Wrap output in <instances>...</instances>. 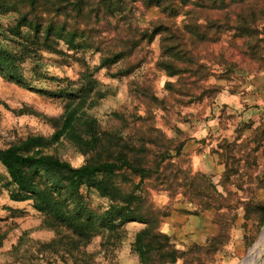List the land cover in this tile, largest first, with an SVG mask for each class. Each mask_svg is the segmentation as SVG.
I'll return each instance as SVG.
<instances>
[{
	"label": "rangeland",
	"instance_id": "obj_1",
	"mask_svg": "<svg viewBox=\"0 0 264 264\" xmlns=\"http://www.w3.org/2000/svg\"><path fill=\"white\" fill-rule=\"evenodd\" d=\"M26 2L0 0V41L13 55L0 66V147L41 135L45 153L75 166L124 155L154 171L89 177L69 199V215L51 221L31 200H10L0 163V264H142L135 241L145 219L186 251L187 262L175 264H264V69L239 50L225 53L238 68L226 79L225 65H213V94L199 101L158 66L159 38L137 43L129 59L139 65L124 75L123 61L100 67L103 51L124 45L114 24L95 26L109 36L96 43L102 52L60 32L55 50L37 48L32 30L19 38L13 29ZM158 17L157 8L141 9L135 22L145 28ZM67 109L76 111L77 131L52 140ZM137 187L131 211L140 218L127 221L120 208Z\"/></svg>",
	"mask_w": 264,
	"mask_h": 264
},
{
	"label": "trees",
	"instance_id": "obj_2",
	"mask_svg": "<svg viewBox=\"0 0 264 264\" xmlns=\"http://www.w3.org/2000/svg\"><path fill=\"white\" fill-rule=\"evenodd\" d=\"M26 6L27 10L13 29L17 30L19 38L24 28L32 30L36 36L33 44L37 48L55 50L50 41L60 32L70 36L72 44L91 43L95 50L102 52L96 43H108L109 36L105 31H97L95 26L102 21L114 24L116 43L124 45L114 51H103L100 67L123 61L124 75L132 73L139 65L129 59L137 43L144 40L152 43L159 38L158 66L167 75L180 77L181 94L199 101L213 94L215 86L207 83L215 76L213 65H225V72L219 77L226 79L238 68V62L226 57L227 53L233 55V50L248 56L254 62L250 66L264 69V0H28ZM150 8H157L162 17L149 21L148 26L142 28L135 17L141 9ZM53 12L54 17H45ZM81 23L85 24L83 29ZM131 43L136 44L130 46ZM219 43H229L228 47L223 46L226 52L215 53ZM19 44L21 54L30 52L26 43ZM11 56L12 50L0 41V66L7 64ZM76 121V111L67 109L62 127L51 139L58 140L66 132L76 133ZM46 140L44 136L31 135L20 143L0 147V163L7 171L3 184L10 199L31 200L34 208L45 213L51 221L69 215V199L80 193L89 177L128 169L145 178L154 171L124 155L116 160L89 161L75 166L45 153ZM137 189L124 200L127 207L120 208L123 210L120 216L127 221L140 218L131 211L138 197ZM114 210L116 206L105 216ZM143 222L146 227L137 233L135 241V251L142 264H175L179 259L187 262L186 251L178 249L170 236L160 230L159 221L154 224L145 219ZM215 240L216 236L205 248L210 250Z\"/></svg>",
	"mask_w": 264,
	"mask_h": 264
},
{
	"label": "crops",
	"instance_id": "obj_3",
	"mask_svg": "<svg viewBox=\"0 0 264 264\" xmlns=\"http://www.w3.org/2000/svg\"><path fill=\"white\" fill-rule=\"evenodd\" d=\"M7 172V171H6ZM9 198H10V196H9ZM11 200V199H10ZM11 201H13V202H16L17 203V201H14V200H11Z\"/></svg>",
	"mask_w": 264,
	"mask_h": 264
},
{
	"label": "bare ground",
	"instance_id": "obj_4",
	"mask_svg": "<svg viewBox=\"0 0 264 264\" xmlns=\"http://www.w3.org/2000/svg\"><path fill=\"white\" fill-rule=\"evenodd\" d=\"M256 245H257V244H256ZM256 245H255V246H256ZM249 254H250V253H249Z\"/></svg>",
	"mask_w": 264,
	"mask_h": 264
}]
</instances>
